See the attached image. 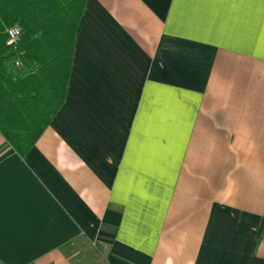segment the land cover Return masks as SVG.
<instances>
[{"label": "crops", "instance_id": "0c3cea01", "mask_svg": "<svg viewBox=\"0 0 264 264\" xmlns=\"http://www.w3.org/2000/svg\"><path fill=\"white\" fill-rule=\"evenodd\" d=\"M0 264H264V0H84Z\"/></svg>", "mask_w": 264, "mask_h": 264}, {"label": "trees", "instance_id": "16d2710c", "mask_svg": "<svg viewBox=\"0 0 264 264\" xmlns=\"http://www.w3.org/2000/svg\"><path fill=\"white\" fill-rule=\"evenodd\" d=\"M83 5L84 0H0V133L21 155L64 100ZM11 25L20 33L8 43Z\"/></svg>", "mask_w": 264, "mask_h": 264}, {"label": "built area", "instance_id": "2783aa9c", "mask_svg": "<svg viewBox=\"0 0 264 264\" xmlns=\"http://www.w3.org/2000/svg\"><path fill=\"white\" fill-rule=\"evenodd\" d=\"M6 33L8 34L7 42L10 43L19 35L20 27L18 25H11L6 28Z\"/></svg>", "mask_w": 264, "mask_h": 264}]
</instances>
